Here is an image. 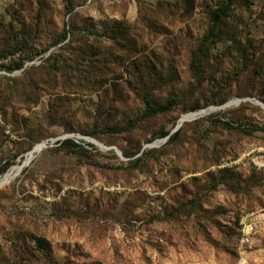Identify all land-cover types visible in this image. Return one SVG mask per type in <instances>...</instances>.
Wrapping results in <instances>:
<instances>
[{"label": "rangeland", "instance_id": "1", "mask_svg": "<svg viewBox=\"0 0 264 264\" xmlns=\"http://www.w3.org/2000/svg\"><path fill=\"white\" fill-rule=\"evenodd\" d=\"M66 5L0 0V61L35 57L0 68L11 127L0 123V166L23 167L0 185V264H264V232L247 246L238 235L241 218L264 209V172L249 157L237 163L264 148V132L211 122L264 127V0ZM216 17L221 35L202 50ZM145 95L176 106L103 132L144 115ZM224 98L230 107L196 115ZM66 139L80 154L60 149Z\"/></svg>", "mask_w": 264, "mask_h": 264}, {"label": "trees", "instance_id": "2", "mask_svg": "<svg viewBox=\"0 0 264 264\" xmlns=\"http://www.w3.org/2000/svg\"><path fill=\"white\" fill-rule=\"evenodd\" d=\"M66 2V7L69 10V13L73 12V0H64ZM214 23L210 29V31L208 32V34L204 37V39L201 42L200 45V49L202 50H209L210 48H212V46H214V43H216L218 41V37L221 35L220 31L217 30V25L220 22V19H218L217 17L214 18ZM68 35H69V31L66 29H64L63 33L59 35V37L56 39L54 45H60L64 42L67 41L68 39ZM102 37H107L111 39V35H109V33H105L104 35H102ZM113 39V37H112ZM9 55H4L2 58L3 61H0V68L3 71H7V72H14V71H19L25 68L26 65V60H33L35 57L34 56H30L28 58H21L20 56L18 58H14L11 59L10 57H8ZM71 68V67H69ZM6 72V73H7ZM8 74V73H7ZM144 104H145V113L144 115L136 118L133 122L130 121L128 123V125H126L123 128H114V129H105V131H103L104 133H111V134H120V133H124V132H130L134 129H136L142 122H145L147 119L152 118L154 116L160 115V114H164L165 112H167L170 107L176 106V101H172L168 104L165 105H160L157 106L155 104H153V102L150 100L149 95H145L143 98ZM227 102V98L224 99H220L219 101H215L213 102V104H218V105H225ZM209 104H206L205 106L207 107ZM201 108H204L200 105H196L194 107H192V111L195 110H199ZM2 117V123L1 126L2 128H7V130L11 127L7 126V122L5 120V118L3 117V115H1ZM212 124L225 129V130H242L243 133L247 134L248 136H253L254 134H256L257 132H264V127L260 128V127H253L251 129H246V128H241V127H235L233 124L229 123V122H225L221 119L218 118H214L211 120ZM102 132V133H103ZM88 135L94 136L96 137L98 135L97 132H90ZM160 136H170L171 134L167 131H160L159 133ZM179 135V132H176L175 134L170 136V140L174 141L175 138ZM60 149H64L66 151L67 154H80L76 151L77 148L82 149L79 145H77L73 140L71 139H66L64 141H60ZM123 155L128 158V159H133L136 156V153H129L127 151H123ZM140 160L137 159L135 161H133L134 163L131 164H136L137 162H139ZM13 165L12 162H6L4 165L0 166V176H2L3 174H5L10 167ZM193 206L196 205V201H192L191 202ZM239 239L241 238V234L239 232ZM34 258H36V255H33Z\"/></svg>", "mask_w": 264, "mask_h": 264}, {"label": "built area", "instance_id": "3", "mask_svg": "<svg viewBox=\"0 0 264 264\" xmlns=\"http://www.w3.org/2000/svg\"><path fill=\"white\" fill-rule=\"evenodd\" d=\"M5 73V72H3ZM0 123H2V117L0 115ZM10 132V131H8ZM249 157L252 166L258 170L264 172V148H255L252 152L243 156L238 160V164H241L246 158ZM264 232V209L258 213L245 214L240 221V242L242 245H250L253 240L260 236Z\"/></svg>", "mask_w": 264, "mask_h": 264}, {"label": "bare ground", "instance_id": "4", "mask_svg": "<svg viewBox=\"0 0 264 264\" xmlns=\"http://www.w3.org/2000/svg\"><path fill=\"white\" fill-rule=\"evenodd\" d=\"M256 103H258L261 107H263L262 102L260 103L258 101ZM237 104H238V101H237ZM230 105H231V103H228V105L226 107L212 108L210 110L200 112L199 114H196V115H206V114H209L212 112H216L220 109H223V108L225 109L227 107H230ZM192 116L194 117L195 115H191L190 117H192ZM45 147H46V143H42V144L37 145L34 148V150L32 152H30L27 162L31 161L36 156V154L40 153ZM22 169H23V167H21V166H16V167H13L12 169H10L9 172H7L5 174V176L2 178V180L0 181V185L4 186V185H7V184H10L11 182H13V180L18 176V174L21 172Z\"/></svg>", "mask_w": 264, "mask_h": 264}, {"label": "water", "instance_id": "5", "mask_svg": "<svg viewBox=\"0 0 264 264\" xmlns=\"http://www.w3.org/2000/svg\"><path fill=\"white\" fill-rule=\"evenodd\" d=\"M241 102V100H238V104ZM261 103V102H260ZM228 105V103L227 104H225V105H223V106H221L220 108H222V107H226ZM262 105H263V108H264V104L262 103ZM184 121H181V124L183 123ZM181 124L178 126V128L181 126ZM120 155H121V152H120Z\"/></svg>", "mask_w": 264, "mask_h": 264}]
</instances>
